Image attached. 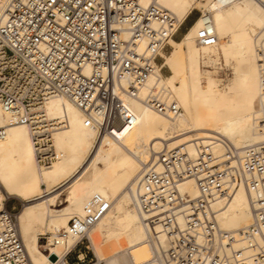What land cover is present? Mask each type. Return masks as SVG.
Wrapping results in <instances>:
<instances>
[{"label": "built area", "instance_id": "2783aa9c", "mask_svg": "<svg viewBox=\"0 0 264 264\" xmlns=\"http://www.w3.org/2000/svg\"><path fill=\"white\" fill-rule=\"evenodd\" d=\"M243 1L216 0L221 6ZM254 1L264 7V0ZM179 31L158 0H8L0 15V103L16 122L30 127L38 161L48 166L55 158L52 132L68 123L50 121L46 102L67 98L85 115L86 127L100 136H116L136 122L123 97H138ZM261 36L257 50L264 108V31ZM197 41L202 46L218 41L208 16ZM145 103L163 115L179 111L156 95ZM5 135L0 128V139ZM235 158L229 148L219 161L211 144L199 146L196 157L183 147L159 154L157 166L136 187L152 243L162 233L168 245L155 247L150 264H264V144L246 149L238 166L232 165ZM189 178L199 191L195 199L178 189ZM240 184L249 191L254 219L241 233L245 249L235 250V239L220 229L212 205L220 197L229 199ZM110 207V201L94 195L84 214L72 218L69 234L80 241L68 256L88 243V233ZM16 216L7 203L0 212V264H31ZM76 259L74 264H84V254Z\"/></svg>", "mask_w": 264, "mask_h": 264}, {"label": "bare ground", "instance_id": "6f19581e", "mask_svg": "<svg viewBox=\"0 0 264 264\" xmlns=\"http://www.w3.org/2000/svg\"><path fill=\"white\" fill-rule=\"evenodd\" d=\"M204 1L158 0L172 14L178 28L194 10L202 11V15L180 41H169L173 51L161 54L162 67L157 66L156 74L138 97H123L136 122L116 131V136H100L96 129L86 127L85 115L69 99L51 98L44 107L49 120L57 124L66 120L68 124L53 130L51 147L55 158L45 166L38 161L30 127L16 122L0 103V128L6 130L0 139V212L10 198L23 203L16 214L17 228L31 264H69L68 254L80 241L69 234L70 221L84 214L94 195L111 202L110 210L88 233L98 256L94 239L97 234L104 235L105 257L98 264L152 263L155 247L168 245L160 227L156 228L159 241L152 243L136 187L143 174L157 166L159 154L183 147L196 157L199 146L211 144L219 161L230 148L236 154L232 165L238 166V157L246 149L264 144L263 83L257 50L264 31V7L254 0L228 6L216 0ZM7 3L0 0V15ZM206 16L218 37L213 46H202L197 41ZM221 54L244 66L237 72L242 90L236 97H230V88L202 71L201 64L210 63L211 55ZM164 67L171 71L170 76L162 75ZM155 95L175 103L178 113L163 115L148 106L145 101ZM62 188L68 191L67 205L58 210ZM178 189L182 196L192 199L199 194L193 178L181 182ZM212 208L220 229L235 239L232 249H245L241 233L254 219L247 187L240 184L229 199L220 197ZM41 232L49 235L47 242L54 250L55 261L36 248ZM232 249L227 248V253Z\"/></svg>", "mask_w": 264, "mask_h": 264}, {"label": "rangeland", "instance_id": "374dc122", "mask_svg": "<svg viewBox=\"0 0 264 264\" xmlns=\"http://www.w3.org/2000/svg\"><path fill=\"white\" fill-rule=\"evenodd\" d=\"M201 3H205L204 0H199ZM202 15V11L194 10L192 14L187 18V20L184 22V24L181 26L180 31L177 35V37L174 39L176 42L180 41L183 37V35L188 31L189 27L192 25V23L199 18ZM173 51V47L170 44V48L167 49L166 55H170ZM212 60L208 64H201L202 71L205 73H209L211 77L223 87H228L231 89L229 92L230 97H236L241 92V86L238 84L236 80L237 72L244 70V66L241 63H238L235 60L232 59H226L222 54L219 57H216L215 55H211ZM163 63V60L161 61ZM161 63V64H162ZM171 71L164 67L162 69V75L164 77L170 76ZM45 189V187H44ZM66 188H62L61 195H60V201H58L57 209H63L66 204V197L68 194V191L65 190ZM23 203L16 199V198H10L7 202V209L13 211L14 213H19L22 209ZM14 208V210H13ZM49 235H47L46 232H41L38 236V244L36 245V248L47 255L51 260L55 261L56 257L54 256V250L52 247L48 246V240L47 238ZM89 241V240H88ZM104 235L97 234V236L94 239V244L96 248L100 251V255L98 256L95 252V249L92 245V243L89 241V243L85 242L84 245L80 246L75 252L71 253L68 257L69 264H74L77 262L76 256L78 254H84L85 260L84 264H98L100 260H102L105 257V251L102 250V245L104 244ZM88 246V248L86 247Z\"/></svg>", "mask_w": 264, "mask_h": 264}]
</instances>
